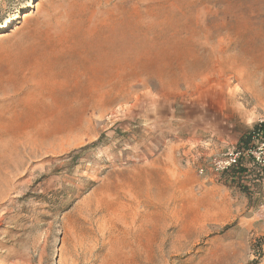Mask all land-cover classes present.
I'll return each mask as SVG.
<instances>
[{"label": "rangeland", "instance_id": "1", "mask_svg": "<svg viewBox=\"0 0 264 264\" xmlns=\"http://www.w3.org/2000/svg\"><path fill=\"white\" fill-rule=\"evenodd\" d=\"M261 120L264 0H0V264H264Z\"/></svg>", "mask_w": 264, "mask_h": 264}, {"label": "built area", "instance_id": "2", "mask_svg": "<svg viewBox=\"0 0 264 264\" xmlns=\"http://www.w3.org/2000/svg\"><path fill=\"white\" fill-rule=\"evenodd\" d=\"M250 143L246 146L227 149L220 156L200 167V174L210 173L222 183L242 184L238 171L246 166L248 173L252 170L258 176L256 183L261 186L262 208L264 209V120L259 121L250 134Z\"/></svg>", "mask_w": 264, "mask_h": 264}, {"label": "trees", "instance_id": "3", "mask_svg": "<svg viewBox=\"0 0 264 264\" xmlns=\"http://www.w3.org/2000/svg\"><path fill=\"white\" fill-rule=\"evenodd\" d=\"M250 136L246 139H244V144L242 146H246L247 144L250 143ZM88 148H86L85 150H87ZM238 173H240L242 176L241 177V181H245V180H250L252 181L251 184L249 185L250 189L252 187V191H253V194L254 196H256L257 198L261 199V186L259 183H256L255 181L257 180L258 176H256V173L255 174H251V173H248V170L246 168V166L242 167L240 169V171H238ZM222 183V182H221ZM223 184V183H222Z\"/></svg>", "mask_w": 264, "mask_h": 264}, {"label": "bare ground", "instance_id": "4", "mask_svg": "<svg viewBox=\"0 0 264 264\" xmlns=\"http://www.w3.org/2000/svg\"><path fill=\"white\" fill-rule=\"evenodd\" d=\"M31 5H32V1L29 3V6H31ZM17 18H18V16L11 17L10 19H7V21L5 22V24H2V28H6L7 29V27L9 25L13 24L16 21ZM119 245H121V244H119Z\"/></svg>", "mask_w": 264, "mask_h": 264}, {"label": "crops", "instance_id": "5", "mask_svg": "<svg viewBox=\"0 0 264 264\" xmlns=\"http://www.w3.org/2000/svg\"><path fill=\"white\" fill-rule=\"evenodd\" d=\"M250 173H251V174H255L256 172H255L254 170H252Z\"/></svg>", "mask_w": 264, "mask_h": 264}]
</instances>
